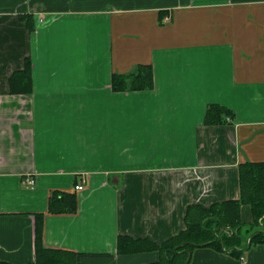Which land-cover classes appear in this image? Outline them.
<instances>
[{
    "label": "crops",
    "instance_id": "obj_1",
    "mask_svg": "<svg viewBox=\"0 0 264 264\" xmlns=\"http://www.w3.org/2000/svg\"><path fill=\"white\" fill-rule=\"evenodd\" d=\"M27 60L32 91L13 94ZM142 65L152 89H114ZM211 105L228 123L205 124ZM246 162H264V0H0V262L36 261L39 216L44 246L77 264H156L119 236L162 244L190 206L238 200ZM54 194L76 211L52 212ZM192 258L264 264V245Z\"/></svg>",
    "mask_w": 264,
    "mask_h": 264
},
{
    "label": "trees",
    "instance_id": "obj_2",
    "mask_svg": "<svg viewBox=\"0 0 264 264\" xmlns=\"http://www.w3.org/2000/svg\"><path fill=\"white\" fill-rule=\"evenodd\" d=\"M30 31H34L31 17H24ZM153 68L150 65L139 66L134 74L114 76L113 87L117 91H142L152 89L154 82ZM10 91L13 94L32 91L30 62L26 61L25 69L13 73L10 78ZM231 110L211 105L207 111V126L223 125L232 117ZM240 198L211 207L204 208L192 205L185 216L186 228L162 244L150 239H133L119 236L118 253L129 255L145 252H158L156 264H186L189 251L194 253L198 248H211L220 253H227L241 258L246 250L264 245V162H246L239 166ZM63 200H70L66 205ZM248 206L251 220H243L242 208ZM76 195L56 194L52 196L50 210L55 213L75 212ZM36 216V261L26 264H77L76 254L46 248L43 244V225ZM245 226H248L246 229ZM245 229V230H243ZM0 264H13L0 262ZM15 264V263H14ZM189 264H193V258Z\"/></svg>",
    "mask_w": 264,
    "mask_h": 264
},
{
    "label": "built area",
    "instance_id": "obj_3",
    "mask_svg": "<svg viewBox=\"0 0 264 264\" xmlns=\"http://www.w3.org/2000/svg\"><path fill=\"white\" fill-rule=\"evenodd\" d=\"M25 184H26V186L29 189H35L36 188V180L32 176H28L25 179ZM76 189L79 190V191L83 190L84 189V184L77 186Z\"/></svg>",
    "mask_w": 264,
    "mask_h": 264
},
{
    "label": "water",
    "instance_id": "obj_4",
    "mask_svg": "<svg viewBox=\"0 0 264 264\" xmlns=\"http://www.w3.org/2000/svg\"><path fill=\"white\" fill-rule=\"evenodd\" d=\"M192 255H193V253H192L191 251H189V258H188L186 264H189V263L191 262V260H192Z\"/></svg>",
    "mask_w": 264,
    "mask_h": 264
},
{
    "label": "rangeland",
    "instance_id": "obj_5",
    "mask_svg": "<svg viewBox=\"0 0 264 264\" xmlns=\"http://www.w3.org/2000/svg\"><path fill=\"white\" fill-rule=\"evenodd\" d=\"M248 219V218H247ZM247 219H245V220H247ZM248 226H245L244 228L246 229ZM245 229H243V230H245ZM253 249V248H252ZM251 249H249V250H246L245 252H244V255L246 256L247 254H248V251H250Z\"/></svg>",
    "mask_w": 264,
    "mask_h": 264
}]
</instances>
